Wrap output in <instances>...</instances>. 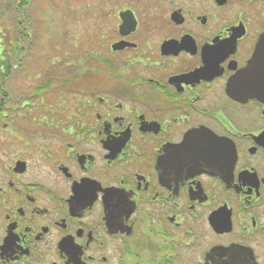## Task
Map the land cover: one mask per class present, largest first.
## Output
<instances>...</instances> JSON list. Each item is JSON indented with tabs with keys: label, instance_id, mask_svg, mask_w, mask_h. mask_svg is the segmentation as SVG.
<instances>
[{
	"label": "flooded vegetation",
	"instance_id": "flooded-vegetation-1",
	"mask_svg": "<svg viewBox=\"0 0 264 264\" xmlns=\"http://www.w3.org/2000/svg\"><path fill=\"white\" fill-rule=\"evenodd\" d=\"M29 4L0 0L7 56L29 55ZM77 9L30 98L0 82V264H264V103L237 81L264 0Z\"/></svg>",
	"mask_w": 264,
	"mask_h": 264
},
{
	"label": "rangeland",
	"instance_id": "rangeland-1",
	"mask_svg": "<svg viewBox=\"0 0 264 264\" xmlns=\"http://www.w3.org/2000/svg\"><path fill=\"white\" fill-rule=\"evenodd\" d=\"M55 0H31V7H28L25 9L30 22L27 21V25H31L36 28V38L33 40L34 47H32L34 53L31 54V49L29 56L26 58H23L20 61L14 62V68L12 70L13 74L9 79H5L3 81L10 83V87L14 90V93L17 94L22 99H28L31 96V74L37 73L41 69L39 68V65H37L35 62L37 61V54L39 52H43V55H49L48 51L45 49H50V41L52 38L63 35V34H70L73 35L74 38H78L81 35L80 28L81 25L84 24L86 20L83 16L86 14V11H81L79 9H71L64 8L62 9L57 3L54 4ZM60 1H66V0H60ZM77 3V0H71ZM54 4V5H53ZM6 10L0 9V16L2 12H5ZM7 14H10V11H7ZM90 16L87 14L86 18H89ZM70 19L72 20V25L70 27L73 28V31L71 32L69 29L66 32L67 24L63 23L64 20ZM35 20H42L43 26H38L35 24ZM66 24V26H65ZM56 33L57 35H53ZM42 37H41V36ZM41 38H40V37ZM66 38V36H65ZM71 39V38H70ZM69 55H67L68 57ZM49 60V59H48ZM47 61V60H46ZM70 64H73V62H70ZM19 65V66H18ZM21 73V74H18ZM30 77V79L28 78Z\"/></svg>",
	"mask_w": 264,
	"mask_h": 264
},
{
	"label": "water",
	"instance_id": "water-1",
	"mask_svg": "<svg viewBox=\"0 0 264 264\" xmlns=\"http://www.w3.org/2000/svg\"><path fill=\"white\" fill-rule=\"evenodd\" d=\"M259 58H264V36L261 39L260 45L256 50V54L254 59L251 60L249 66H248V70L246 72V76H250L252 73V68H253V62H257V60ZM257 90V89H256ZM259 94H260V98L264 100V88L260 87L259 89Z\"/></svg>",
	"mask_w": 264,
	"mask_h": 264
}]
</instances>
